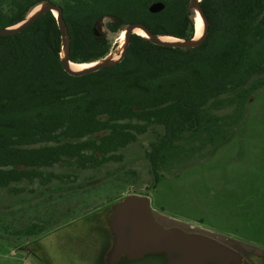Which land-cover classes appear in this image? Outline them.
Here are the masks:
<instances>
[{
  "label": "trees",
  "instance_id": "obj_1",
  "mask_svg": "<svg viewBox=\"0 0 264 264\" xmlns=\"http://www.w3.org/2000/svg\"><path fill=\"white\" fill-rule=\"evenodd\" d=\"M154 1L66 0L71 61L110 54L112 41L99 28L106 17L111 32L141 21L158 35L195 36L190 0H159L165 9L152 13ZM42 2L0 0V26L22 22ZM201 4L210 20L201 46H162L133 34L122 61L82 76L63 68V33L52 11L21 32L0 34V187L21 192L24 180L46 185L60 178L47 169L63 162L95 169L153 124L165 131L148 150L155 168L162 150L199 130L218 101L246 98L251 82L264 75V0ZM40 220L15 228L41 233Z\"/></svg>",
  "mask_w": 264,
  "mask_h": 264
},
{
  "label": "rangeland",
  "instance_id": "obj_2",
  "mask_svg": "<svg viewBox=\"0 0 264 264\" xmlns=\"http://www.w3.org/2000/svg\"><path fill=\"white\" fill-rule=\"evenodd\" d=\"M110 20L99 28L112 41L114 60L121 31H109ZM207 117L162 150L155 168L148 150L165 131L153 124L95 169L63 162L47 169L60 178L46 185L24 180L21 192L0 187V264H100L106 221L94 222L133 192L149 195L157 211L264 248V75L251 82L246 98L221 99ZM38 216L43 232L16 230Z\"/></svg>",
  "mask_w": 264,
  "mask_h": 264
},
{
  "label": "water",
  "instance_id": "obj_3",
  "mask_svg": "<svg viewBox=\"0 0 264 264\" xmlns=\"http://www.w3.org/2000/svg\"><path fill=\"white\" fill-rule=\"evenodd\" d=\"M40 5L42 7L31 16L29 13L22 22L9 27L2 28L0 26V34L4 36L16 34L34 23L46 12L52 11L54 14L57 12L55 17L63 33L61 63L72 76L90 74L122 61L131 43L132 35L139 34L135 31L136 28H141L147 34L144 37L158 45L180 49H194L201 46L206 41L210 29V20L204 12L201 0H190L189 10L199 13L204 22V29L200 37L197 38L195 33V36L191 38L171 36L176 41L164 40L162 35L152 32L141 21L130 22L125 27L123 26L125 39L117 59L103 57L92 62L93 65L90 67L76 70L71 67V35L64 17V6L52 0L43 1L36 7ZM165 7L166 4L163 1L156 0L151 3L149 11L156 13L164 10ZM151 201L149 195L133 192L113 204L109 222L114 239L110 251L107 253L108 264H114L120 255L139 258L147 253L157 252H164L165 264H255L252 260L253 256L264 258V248L157 211L153 208Z\"/></svg>",
  "mask_w": 264,
  "mask_h": 264
},
{
  "label": "flooded vegetation",
  "instance_id": "obj_4",
  "mask_svg": "<svg viewBox=\"0 0 264 264\" xmlns=\"http://www.w3.org/2000/svg\"><path fill=\"white\" fill-rule=\"evenodd\" d=\"M112 211H113V208L111 206L109 212H107L104 215V217H102V219L98 218L97 221L94 222L100 225L101 221H104V219L106 221L105 226L104 227L101 226V229L103 230L102 239L104 240L106 244L104 247L105 255H104L102 264H108L107 263V253L108 251H110V248H111V245L114 239V236H113L114 233L111 230V226L109 222V217ZM22 248L27 249L26 246H22ZM260 259H262L260 261V264H264V258H260ZM165 263H166V256L164 252H157V253H147L139 258H134V257H130L127 255H120L118 260H116L114 264H165Z\"/></svg>",
  "mask_w": 264,
  "mask_h": 264
},
{
  "label": "bare ground",
  "instance_id": "obj_5",
  "mask_svg": "<svg viewBox=\"0 0 264 264\" xmlns=\"http://www.w3.org/2000/svg\"><path fill=\"white\" fill-rule=\"evenodd\" d=\"M40 7H42V5H40V6H38V7H35L34 9H32L31 10V12H30V16L36 11V10H38ZM194 13V18H195V21H196V29H195V31H196V37L198 38V37H200L201 35H202V26H203V24H202V18H201V16L199 15V13H197V12H193ZM55 14H57V12H55ZM137 33H139V34H141V36H147V34L143 31V30H141V28H136V30H135ZM121 36H120V39H121V44L119 45V47H121L122 46V44L124 43V39H125V30L124 29H122L121 30V34H120ZM162 39H164V40H175L176 41V39L174 38V37H168V36H163L162 37ZM109 57V56H108ZM107 57V58H108ZM118 58V57H117ZM117 58H115V59H117ZM109 59V58H108ZM93 65V63H75V62H72L71 63V67L73 68V69H76V70H78V69H83V68H86V67H90V66H92Z\"/></svg>",
  "mask_w": 264,
  "mask_h": 264
},
{
  "label": "crops",
  "instance_id": "obj_6",
  "mask_svg": "<svg viewBox=\"0 0 264 264\" xmlns=\"http://www.w3.org/2000/svg\"><path fill=\"white\" fill-rule=\"evenodd\" d=\"M83 213H84V212H83ZM85 213H86V212H85ZM85 213H84V214H85ZM102 252H103V255H102V261H101V263L99 262L100 264H102V263H103V259H104V255H105V250H104V251H102Z\"/></svg>",
  "mask_w": 264,
  "mask_h": 264
}]
</instances>
